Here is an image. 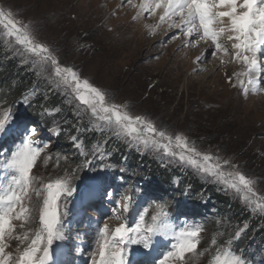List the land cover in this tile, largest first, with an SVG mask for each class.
I'll return each mask as SVG.
<instances>
[{"label":"rangeland","instance_id":"rangeland-1","mask_svg":"<svg viewBox=\"0 0 264 264\" xmlns=\"http://www.w3.org/2000/svg\"><path fill=\"white\" fill-rule=\"evenodd\" d=\"M122 3L123 0H0V8L19 13L18 19L36 23L41 39L57 50L62 61L100 86L111 100L129 105L133 114L146 116L162 128L182 132L201 152L231 159L255 182L257 194L264 195V91L244 97L238 88L227 83L228 75L234 76L242 70L239 63L222 65L220 59L208 57L197 64L198 56L211 51L210 44L184 46L187 43L184 38L169 40L176 30H169L167 25L155 35H149L145 25L156 23V18L133 21L137 10L132 5L121 7ZM15 47L0 26V65L5 71L6 63L11 62L15 66L13 73H19L8 78L6 87L21 88V93L11 100L6 89L0 90V109L11 108L15 117L12 130L0 135V163L20 142L18 129L27 124L38 129L33 140L49 144L47 152L52 156L47 167L38 164L34 172L57 177L84 165L77 173L80 177L74 181L78 188L75 202L69 205L70 213L65 218L67 234L71 237L64 247L67 259L83 264L75 253L76 244L80 243L76 236L79 234L85 241L86 256L94 227L90 218L95 220L107 210V202L99 197L88 199L94 187L122 193L133 190L137 184L136 209L131 215L150 205L141 193L159 198L171 194L176 197L174 207L186 216L209 205L212 195L207 189L210 188L238 202L251 220L260 222L253 234L261 230L264 235V212L191 166L169 162V158L150 149L138 150L126 138L96 127L84 106L53 84L47 71L26 60ZM22 81L29 84L24 86L26 83ZM258 87L264 88V79ZM38 99H42V108L35 106ZM132 162L137 173L128 172ZM173 173L169 187L164 178ZM0 176H4L2 168ZM129 181L130 187L115 188L116 183L126 186ZM185 181H189L188 185ZM192 181H198L203 190L194 192ZM86 208L96 211L85 213ZM183 215L172 218L178 227L187 224L205 229L198 245V252L203 255L194 264H209L215 250L213 239L220 247H228L230 241L231 249L242 254L244 249L238 250L237 244L250 228L248 221L241 224L227 216L210 224ZM108 222L114 225L120 221ZM12 246L10 251L15 249L16 241H12ZM251 247L258 251L255 255L264 264L263 238L259 240L253 235L246 248ZM131 259L146 258L137 249Z\"/></svg>","mask_w":264,"mask_h":264},{"label":"snow or ice","instance_id":"snow-or-ice-1","mask_svg":"<svg viewBox=\"0 0 264 264\" xmlns=\"http://www.w3.org/2000/svg\"><path fill=\"white\" fill-rule=\"evenodd\" d=\"M126 5L137 10L133 21L156 18V23L145 25L149 35L167 25L169 30H176L169 40L184 38V46L210 44L211 51L198 56L197 64L208 57L220 59L222 65L239 63L241 71L225 75L227 83L244 97L264 91L258 87L264 79V0H123L121 7ZM18 16L0 8V26L16 46L14 50L47 71L53 84L84 106L96 127L126 138L138 150L150 149L169 158V162L191 166L264 212V195L257 194L255 182L231 159L201 152L182 132L162 128L146 116L133 114L129 105L111 100L100 86L62 61L57 50L41 39L36 23ZM14 120L11 108L0 109V135L12 130ZM37 132L36 127L27 124L18 129L20 142L0 163L4 170V176H0V264H79L66 258L64 247L71 237L65 218L78 192L74 181L84 165L57 177L34 172L38 164L47 167L52 160L47 152L50 145L33 140ZM137 194L101 187L90 191L89 200L99 197L108 207L99 218H90L94 227L86 256L85 241L79 234L76 236L80 243L75 253L83 264H194L203 255L198 245L205 229L187 224L178 227L167 203H153L131 215L136 209ZM88 211L96 209L86 208L85 213ZM109 220L120 222L113 225ZM12 241H16V247L10 251ZM211 243L215 250L209 264H247L231 249L230 241L228 247H220L215 239ZM137 249L146 259H131Z\"/></svg>","mask_w":264,"mask_h":264},{"label":"trees","instance_id":"trees-1","mask_svg":"<svg viewBox=\"0 0 264 264\" xmlns=\"http://www.w3.org/2000/svg\"><path fill=\"white\" fill-rule=\"evenodd\" d=\"M6 66H7V67H5L6 70L4 71L2 66L0 65V90L6 89L7 90V93H6L7 97L10 96L9 99L11 100L13 97H15L16 95L21 93V88L20 89L19 88L18 89L13 88V90H12L10 88H7L6 84L9 83L8 78H11L13 74H15V76H18L19 73L18 72L13 73L14 69H15L14 68L15 66H12L11 62L6 63ZM7 74L9 76H7ZM22 82H24V81H22ZM24 83H26L24 86H27L29 84L27 82H24ZM30 88H31V86H30ZM41 103H42V99H38V100L35 101V106L42 108ZM59 138L60 137H58V140H59ZM58 140H56V141L58 142ZM134 165L135 164L132 162L130 168L128 169L129 173H131L134 170L136 171V169H134L136 166H134ZM135 173H137V171ZM174 174L175 173H173L172 175L166 176L168 178H164V180L166 182V185L169 186V187H170V185L168 183V181L170 180L169 178L172 177ZM197 182L198 181L190 182V183H192L193 191L196 192V193L200 192V190H203V186L199 185V183H197ZM188 183H189V181L188 182L187 181L184 182L185 185H188ZM116 184H115V188H117L116 186H119L121 188L130 187L131 186V181H129L126 186H124V184H120V183H119V185L118 184L116 185ZM160 184H162V183H160ZM135 185H137V184H135ZM135 185H134V189L131 190L130 192H136ZM183 187H185V186H183ZM143 191L145 192L144 189H143ZM207 192L212 195L211 202L209 203V205L207 207H202L201 206V208H199V211L195 212L191 216H186V215L181 214L180 211L174 207V200H175L174 198H176V197L172 196L171 194L166 196L165 198H161V197L159 198V196H155V195H152V194H149V193H144V194L141 193V194L144 196L145 199L148 200V204H153V202H155V201H163L164 203H167L168 208H169V212H170V215H171L172 218H177L178 214H180V215H183V216L188 217V218H194V219H197V220L204 221V223L207 221L210 224L213 223V221L215 219H224L227 216L229 218H231V221L236 219V221L238 223L240 222L241 224L248 221L249 224H250V228L245 231V233L243 234V236L239 240V242L237 244L238 250L244 249L242 251L241 255L247 261V263H249V264H263V261H259V258L256 257L257 255H255V254H258V251L254 252L255 250L253 249V247H251L250 249L246 248V246L248 244V240H250L253 237V235L256 238H258L259 240H260V238H263V240H264V235H262V231L261 230L256 231L253 234L254 229L258 228L260 222L256 221V219H255V221L251 220L249 214L245 213L241 209V207L238 204V202L233 201L230 197H227V196H225L222 193H215L210 188L207 189ZM230 213L232 214L231 216H229ZM246 251L248 252L247 253L248 255L246 254Z\"/></svg>","mask_w":264,"mask_h":264}]
</instances>
